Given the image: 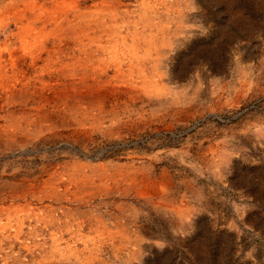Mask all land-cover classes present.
I'll use <instances>...</instances> for the list:
<instances>
[{"label": "rangeland", "instance_id": "374dc122", "mask_svg": "<svg viewBox=\"0 0 264 264\" xmlns=\"http://www.w3.org/2000/svg\"><path fill=\"white\" fill-rule=\"evenodd\" d=\"M34 1L62 3L0 1L2 59L27 25L5 19L9 4ZM68 1L114 11L87 49L120 92L49 130L29 113L49 76L0 68V264H264V0ZM33 28L35 41L10 38L21 62L73 42Z\"/></svg>", "mask_w": 264, "mask_h": 264}, {"label": "bare ground", "instance_id": "6f19581e", "mask_svg": "<svg viewBox=\"0 0 264 264\" xmlns=\"http://www.w3.org/2000/svg\"><path fill=\"white\" fill-rule=\"evenodd\" d=\"M1 1V0H0ZM40 1V0H39ZM62 3H55L54 7L47 9L45 5L38 3L36 1L32 3L25 4V10H19L18 4L10 3L9 8H11L6 15L7 19L10 17V20L14 24H18L23 20H27V25L23 28L22 32L18 35H8V40L5 43L1 44L2 50L4 49L8 56L6 59H2L3 55H0V68L2 70L9 69H20V73L26 74L30 71L39 73L40 76L46 77L49 76L50 84L45 86L44 89L37 91L36 98L33 101L39 105L29 113L43 116L51 123L49 130L60 128L64 123L60 124L59 119L67 117L69 114H74L75 119L83 117H94L95 107L100 105L105 99L112 98L114 93L119 91L113 86V80L104 81L103 75H106L99 67L95 66L96 63L100 62V58H95V55L88 53L87 45L89 43H94L97 48H102L99 43L101 40L108 37L109 21L112 22L115 20L116 15L114 11L108 7L106 8H97L95 12H83L78 9L77 3L74 1L60 0ZM119 1V0H118ZM145 1V0H144ZM160 1V0H159ZM165 1V0H164ZM21 2V1H20ZM23 2V1H22ZM78 2V1H77ZM146 2V1H145ZM151 2V1H150ZM156 2V1H155ZM166 2V1H165ZM164 2V3H165ZM179 2V1H178ZM51 3V2H50ZM110 3V2H109ZM114 3V2H113ZM112 3V4H113ZM115 4V3H114ZM137 4V3H136ZM146 4V3H145ZM163 4V3H162ZM173 4V3H172ZM177 4V3H176ZM182 4V3H181ZM120 5V4H119ZM165 5V4H164ZM170 5V4H169ZM180 5V4H179ZM53 6V5H52ZM111 6V5H110ZM122 6V5H121ZM129 6V5H128ZM176 6V5H175ZM62 7V8H61ZM95 7V6H94ZM115 7V6H114ZM142 7V5H141ZM165 7V6H164ZM93 8V7H92ZM117 9V8H116ZM134 9V8H133ZM140 9V8H139ZM144 9V8H143ZM150 9V8H149ZM156 10V9H155ZM159 10V9H158ZM179 10V9H177ZM126 11V10H125ZM132 11V10H131ZM149 11V10H148ZM165 11V10H164ZM184 11V10H182ZM180 11V12H182ZM27 12H31L30 17L27 19ZM135 12V11H134ZM155 12V11H154ZM166 12V11H165ZM171 12V11H170ZM143 13V12H142ZM152 13V12H151ZM163 13V12H160ZM175 13V12H174ZM45 14L44 19L42 15ZM144 14V13H143ZM154 14V13H153ZM166 14V13H165ZM176 14V13H175ZM88 16H91L90 20H87ZM141 16V14H140ZM145 16V15H144ZM148 16V15H147ZM168 16V15H167ZM185 16V15H184ZM120 17V16H119ZM149 17V16H148ZM165 17V16H164ZM97 18V19H95ZM108 18V19H107ZM118 18V17H117ZM166 18V17H165ZM107 19V20H106ZM123 19V18H122ZM121 19V20H122ZM129 19V18H128ZM141 19V18H140ZM155 19V18H154ZM153 19V20H154ZM159 19V18H158ZM179 19V18H178ZM9 20V19H8ZM120 20V21H121ZM144 20V19H143ZM147 20V19H146ZM144 20V21H146ZM42 23L45 25H52L54 30L58 32H64V35H68L71 39V43L67 44H57L56 47H52L47 50V55L42 56L38 54L35 57L19 61L20 58L15 56V52L9 51L11 47L10 38L12 36H17L20 40V43L27 44L30 41H35L37 39L36 28L34 24L36 22ZM124 21V19H123ZM127 22V21H126ZM151 22V21H150ZM162 22V21H161ZM164 22V21H163ZM115 23V22H114ZM173 23V22H172ZM26 24V23H25ZM136 24V23H135ZM165 24V23H164ZM167 24V23H166ZM178 24V23H177ZM5 25V24H4ZM129 25V24H128ZM131 25V23H130ZM160 25V24H159ZM172 25V24H171ZM41 26V25H40ZM112 26L113 23H112ZM3 27V26H2ZM42 27V26H41ZM119 27V26H118ZM152 27V26H151ZM161 28V26H159ZM163 27V26H162ZM167 27V26H166ZM39 28V27H38ZM45 28V27H44ZM52 28V29H53ZM19 29V28H18ZM36 29V31H35ZM119 29V28H118ZM3 30V29H2ZM11 30V29H10ZM43 30V29H42ZM135 30V29H134ZM161 30V29H160ZM164 30V29H163ZM180 30V29H179ZM44 31V30H43ZM38 32V31H37ZM51 32V31H50ZM137 32V31H136ZM177 32V31H176ZM40 33V32H38ZM127 33V32H126ZM139 33V32H138ZM146 33V32H145ZM160 33V31H159ZM178 33V32H177ZM161 34V33H160ZM169 34V33H168ZM166 34V35H168ZM131 35V34H130ZM135 35V34H134ZM144 35V34H143ZM153 35V34H152ZM156 35V34H155ZM170 35V34H169ZM163 36V35H162ZM16 37V38H17ZM115 37V36H113ZM140 37V36H139ZM128 38V37H127ZM163 38V37H162ZM165 38V37H164ZM169 38V37H168ZM13 39V38H12ZM124 39V38H123ZM153 39V38H152ZM157 39V38H156ZM61 40V39H60ZM150 40V39H148ZM155 40V39H154ZM56 41V40H55ZM147 41V39H146ZM17 42V41H16ZM111 42V41H110ZM127 42V40H126ZM15 43V42H14ZM13 43V45H15ZM65 43V42H64ZM102 43V42H101ZM51 44V43H50ZM53 44V43H52ZM108 44V43H106ZM114 45V44H113ZM117 45V44H115ZM123 45V44H122ZM150 45H153L150 44ZM28 46V45H27ZM105 46V45H104ZM154 46V45H153ZM24 47V46H23ZM112 47V46H111ZM132 48V46H131ZM134 48V46H133ZM47 49V48H46ZM117 49V48H116ZM21 50V49H20ZM96 52V51H95ZM94 52V54H95ZM117 52V50H116ZM137 52V51H136ZM45 53V54H46ZM17 54V53H16ZM117 54V53H116ZM135 54V53H134ZM158 54V53H157ZM150 55V54H149ZM31 56V55H30ZM117 56V55H116ZM133 56V55H131ZM139 56V55H138ZM109 57V56H108ZM111 57V56H110ZM122 57V56H121ZM140 57V56H139ZM149 57V56H148ZM95 58V59H94ZM105 58V57H102ZM137 59V58H135ZM139 59V58H138ZM107 60V59H106ZM144 60V59H143ZM103 61V60H102ZM147 61V60H146ZM21 62V66L20 63ZM113 62V61H112ZM138 62V61H137ZM108 63V62H106ZM139 63V62H138ZM109 65V64H108ZM135 65V64H134ZM133 65V66H134ZM116 66V65H115ZM141 66V65H140ZM144 66V65H143ZM20 67V68H18ZM127 67V66H126ZM91 68V70L89 69ZM144 68V67H143ZM90 70V71H89ZM120 70V69H119ZM123 70V69H122ZM121 71V70H120ZM6 72V71H5ZM8 72V71H7ZM47 72V75H46ZM112 72V71H111ZM118 72V71H117ZM140 72V71H139ZM138 72V73H139ZM13 73V72H12ZM92 73V74H91ZM130 73V72H129ZM145 73V72H144ZM6 74V73H5ZM137 74V72H136ZM21 75V74H20ZM115 75V74H114ZM117 75V74H116ZM119 75V74H118ZM126 75V74H125ZM124 75L125 78H127ZM17 76V75H16ZM34 76V75H33ZM109 76V75H108ZM121 76V75H120ZM22 77V76H21ZM147 77V76H146ZM110 78V77H109ZM117 78V77H115ZM33 79V78H32ZM36 79V78H35ZM141 79V78H140ZM146 79V78H145ZM119 81V80H118ZM132 81V80H131ZM14 82V81H13ZM120 83V82H119ZM130 83V82H129ZM136 84V83H135ZM27 85V84H26ZM10 86V85H9ZM32 86V85H31ZM117 86V85H116ZM11 87V86H10ZM123 87V86H122ZM137 87V86H136ZM5 88H3L4 90ZM28 89V88H27ZM26 89V90H27ZM40 89V88H39ZM22 91V90H21ZM34 91V90H33ZM7 97L8 101L12 100L14 96V90L7 88ZM35 92V91H34ZM120 92V91H119ZM129 92V90H128ZM19 93V92H18ZM26 93V92H25ZM23 93V94H25ZM31 93V92H30ZM126 93V92H125ZM22 94V95H23ZM27 94V93H26ZM119 94V93H118ZM138 94V93H137ZM134 94V95H137ZM116 95V94H115ZM122 95V94H121ZM131 95V94H130ZM23 97V96H22ZM126 97V96H125ZM128 97V96H127ZM149 97V96H148ZM18 98V97H17ZM129 98V97H128ZM19 99V98H18ZM29 99V98H28ZM134 99V98H131ZM26 100V99H25ZM133 101V100H132ZM1 102V101H0ZM4 102V101H3ZM112 102V101H111ZM118 102V101H116ZM123 102V101H122ZM5 103V102H4ZM113 103V102H112ZM130 104V102H128ZM33 104V103H32ZM168 105V104H167ZM9 108L3 106L5 111V118L10 120L6 122L3 129V135L9 134L12 132V123L15 122L14 115L17 114V111L11 110V104L8 103ZM24 106V105H23ZM89 107L86 114L82 113V107ZM126 106V105H125ZM21 107V106H20ZM54 107L55 111H50L49 108ZM103 107V106H102ZM110 107V106H109ZM25 108V107H24ZM101 108V107H100ZM126 108V107H125ZM13 109V108H12ZM18 109V108H17ZM129 109V108H128ZM85 110V109H84ZM124 110V109H123ZM135 110V109H134ZM26 111V110H25ZM101 111V110H100ZM21 114L22 111H20ZM111 112V111H110ZM109 112V113H110ZM126 112V111H125ZM142 112V111H141ZM165 112V111H164ZM106 113V112H105ZM27 114V113H26ZM30 114V115H31ZM105 115V114H104ZM118 115V114H117ZM2 117V116H0ZM31 117V116H30ZM73 118V116L71 115ZM113 117V116H112ZM117 117V116H116ZM18 118V117H17ZM16 118V119H17ZM20 118V117H19ZM28 118V117H27ZM32 118V117H31ZM36 118V117H35ZM42 118V117H41ZM4 119V118H3ZM33 119V118H32ZM102 119V118H101ZM120 119V118H119ZM13 120V122H11ZM108 120V119H107ZM116 120V118H115ZM7 121V120H6ZM39 121V120H38ZM83 121V120H82ZM101 121V120H100ZM114 121V120H113ZM148 121V120H147ZM43 122V120H42ZM41 122V123H42ZM47 122V121H46ZM67 122V121H66ZM81 122V121H80ZM87 122V121H86ZM103 122V121H102ZM116 122V121H115ZM146 122V121H145ZM3 123V122H2ZM39 123V122H38ZM99 123V122H98ZM104 123V122H103ZM126 123V122H125ZM37 124V123H36ZM115 124V123H114ZM120 124V123H119ZM19 125V124H18ZM88 125V124H87ZM36 126V125H35ZM34 126V127H35ZM39 126V125H38ZM41 126V125H40ZM93 126V125H92ZM91 126V127H92ZM115 126V125H114ZM122 126V125H121ZM75 129L73 134H78L79 137L83 135L87 137V128L83 124H75ZM15 128V127H14ZM17 128V127H16ZM26 128V127H25ZM42 128V127H40ZM63 128V127H62ZM61 128V129H62ZM112 128V126H110ZM48 129V128H47ZM65 129V128H64ZM20 130V129H19ZM39 130V129H38ZM46 130V129H45ZM59 130V129H58ZM66 130V129H65ZM62 131V130H61ZM54 132V131H53ZM44 133V132H43ZM89 133V132H88ZM2 134V133H1ZM13 134V133H12ZM42 134V133H41ZM77 136V135H76ZM63 137V136H62ZM74 137V136H73ZM90 137V136H89ZM82 138V137H81ZM32 140V139H31ZM7 142V141H6ZM17 142V140H16ZM80 145V144H79ZM2 146V145H1ZM6 146V145H4ZM3 146V147H4ZM10 146V145H9ZM21 146V145H20ZM14 147V146H13ZM37 165V164H36ZM57 167V166H56ZM59 168V167H58ZM45 169V168H44ZM57 171V170H56ZM121 171V170H120ZM41 172V171H40ZM39 173V172H38ZM37 174V173H36ZM40 174V173H39ZM44 174V173H43ZM52 175V174H51ZM61 175V174H60ZM59 175V176H60ZM40 176V175H39ZM58 176V175H57ZM89 177V176H88ZM64 179V177H62ZM53 179V178H52ZM61 178L59 177V180ZM34 180V179H33ZM46 180V179H45ZM48 180V179H47ZM54 180V179H53ZM51 180V181H53ZM57 180V179H56ZM50 181V182H51ZM49 182V181H48ZM120 183V182H119ZM39 184V183H38ZM37 185V184H36ZM33 185V186H36ZM52 185V183H51ZM32 186V185H31ZM58 186V185H57ZM169 186V185H168ZM37 187V186H36ZM34 188V187H33ZM38 188V187H37ZM52 188V187H51ZM36 189V188H35ZM57 189V188H56ZM39 190V189H38ZM53 190V189H52ZM36 191V190H34ZM30 192V191H29ZM53 192V191H52ZM55 192V191H54ZM47 193V192H46ZM58 194V192H57ZM56 194V195H57ZM40 195V193H39ZM48 195V194H47ZM55 196V195H54ZM34 197V196H33ZM52 197V196H50ZM18 206V205H17ZM21 207V206H20ZM12 209V208H11ZM18 209V208H17ZM23 210V209H22ZM24 211V210H23ZM25 212V211H24ZM23 212V214H24ZM11 214V213H9ZM26 214V213H25ZM19 221V220H18ZM10 223V222H9Z\"/></svg>", "mask_w": 264, "mask_h": 264}]
</instances>
